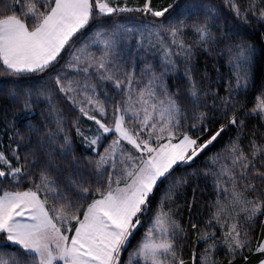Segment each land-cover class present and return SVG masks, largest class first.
Returning a JSON list of instances; mask_svg holds the SVG:
<instances>
[{
  "label": "snow or ice",
  "instance_id": "snow-or-ice-1",
  "mask_svg": "<svg viewBox=\"0 0 264 264\" xmlns=\"http://www.w3.org/2000/svg\"><path fill=\"white\" fill-rule=\"evenodd\" d=\"M223 3L238 25L264 26V0ZM174 7H156L153 0L139 7L127 0H0V81L12 78L11 86L0 84V97L19 105L17 114L25 117V134L14 135L36 138L23 154L19 143L0 149V264H221V253L227 264L238 257L249 264L245 253L264 264V238L253 243L264 216V133L258 141L253 129L247 148L242 143L246 118L264 125V82L252 108L238 99L255 84V49L213 31L225 20L218 6ZM125 13L142 18L135 26L105 20ZM188 31L192 43L185 40ZM133 47L157 50L162 70L145 62L137 76ZM200 49L227 54L226 94L197 81ZM181 65L186 103L165 83ZM30 78L46 82L18 86ZM37 101L45 105L47 123L28 118ZM218 120L226 122L213 130ZM69 125L90 155L75 154ZM229 127L236 136L207 158V167L177 174L191 169ZM200 175L211 178L215 199L207 219H194L193 188L182 224L176 198ZM259 225L264 236V220Z\"/></svg>",
  "mask_w": 264,
  "mask_h": 264
},
{
  "label": "trees",
  "instance_id": "trees-1",
  "mask_svg": "<svg viewBox=\"0 0 264 264\" xmlns=\"http://www.w3.org/2000/svg\"><path fill=\"white\" fill-rule=\"evenodd\" d=\"M121 4L124 3V0H120ZM243 4L246 0H240ZM187 3H194V4H203L207 6H218L225 17V20H221L220 26L217 29L216 27L213 28V31H227L229 36L231 37V43H239L241 41L246 42L247 44L251 45L255 49V57L252 62V75L255 79V84L247 91V94H241L238 99L245 105V110L252 108L255 105L256 97L259 93L260 86L262 82H264V26H261L255 22L251 24H237L231 13L227 10L226 6L223 3V0H153V5L156 7H166L168 4H175L174 12H179L184 9V6ZM127 4L129 7H139L143 4V0H127ZM142 17L138 13H125L120 17L114 18H105L106 22H110V19H117L119 21H132L134 23H138ZM195 39L194 34L191 31H188L185 40L187 43H192ZM224 45L221 44L217 47V51L219 48H222ZM159 52L157 50H152L145 52V59L141 57L138 53L132 54L134 60L136 61V74H139L143 68L144 62H149L156 67V70L159 72L161 71L160 59H159ZM227 54L225 53L223 56L217 55L216 52H206L203 49L197 51V55L195 57V77L198 82L201 83L202 88H213L219 89L221 95L226 94L224 92V88L226 87V79L229 75L230 69L227 64ZM219 69V72L217 71ZM223 76L225 79L220 80L219 77ZM12 78L9 77L7 80L0 81V84L4 86H11L8 81H11ZM166 82L168 83V88L172 93H176L179 89L181 94V102H187V96L184 94L186 88V81L183 78V66L181 65L179 71L175 74H169L165 78ZM46 81H41L39 78H30V79H22L18 86L27 88V87H39L42 83ZM209 103L211 101L209 100ZM60 107L62 109L67 108L68 105L66 103L61 104ZM19 105L13 106L8 99L0 97V149L4 150L5 152L10 151L11 147H16L17 143L20 144L19 151L23 154L27 151L31 146L36 143V138L32 137L31 140L20 141L18 137L14 134L19 130L21 135L25 134V128L23 125V121L25 117L22 113L17 114V109ZM45 108L43 103L37 101V104L34 108V111L28 114V118L33 121V123H47L45 120V115H42V110ZM241 118H245L243 114ZM226 121H220L213 123L210 127L215 130L219 127L220 123H224ZM246 129L244 136L242 137V143L245 148H247L248 140L250 138V134L253 129L257 130L256 139L259 141L262 139L261 134L264 133V125L258 121L257 118L248 117L246 118ZM92 122L86 121L87 125H91ZM53 130H55V125H50ZM69 134L73 136L74 139V147L76 149V155L84 158L90 155V151L87 150L79 137L75 135L74 129H71L69 125ZM237 134V130L233 127H229L223 134L219 141L215 144V146H210L208 150L205 151L204 154L200 158H198L195 163L193 164L191 169H178L177 174L181 172L187 171L191 172L193 169H204L207 167L206 160L208 157L212 156L214 153L222 152L225 145H227L228 140L230 137H235ZM57 164L61 171L67 172L68 168L63 161L57 160ZM28 185L25 184L23 187H27ZM193 188H196L195 196H196V205L193 209V218L198 219L201 222L207 219L210 207L209 205L215 199V192L213 190L211 178L207 180L202 176H193L188 184L184 187L183 191L179 193L177 196V203L181 206L178 209L179 216L177 217L180 219L182 224H186L188 220V209L185 206L187 201H191L193 197ZM264 220V216L258 217L257 227L253 230V243L264 236L261 235V228L259 225V221ZM143 230H141L142 233ZM140 238V233H138L135 238H133L131 245H129V249L134 247ZM195 237L193 236V239ZM205 245L200 243L197 248V253H201L204 249ZM249 255V264H256V261L259 259L257 256H253L250 253H245ZM125 257L123 255L122 259ZM185 259H191V249L185 254ZM218 259L221 261V264H227V257L224 256L222 253L219 255ZM234 264H242V257H238Z\"/></svg>",
  "mask_w": 264,
  "mask_h": 264
},
{
  "label": "rangeland",
  "instance_id": "rangeland-1",
  "mask_svg": "<svg viewBox=\"0 0 264 264\" xmlns=\"http://www.w3.org/2000/svg\"><path fill=\"white\" fill-rule=\"evenodd\" d=\"M118 2L120 3L121 1L120 0H118ZM123 22H125V23H128L129 25H131V26H135L137 23H134V22H132V21H123ZM93 51H96V49L95 48H93ZM130 51L132 52V54H138L137 52H136V50H135V48L133 47V48H131L130 49ZM140 55H141V57L143 58V60L145 59V52H141V53H139ZM97 55H99V52H97ZM159 59H160V54H159ZM145 63V62H144ZM155 69H156V67H155ZM138 70L140 71V69L138 68ZM157 71V70H156ZM158 72V71H157ZM137 76H139V74H137ZM8 79V78H7ZM165 83H166V86L168 87V83L166 82V80H165ZM7 86V85H6ZM169 89V88H168ZM88 134H90V133H88ZM100 151H103V147H101V149H100ZM139 240V239H138ZM135 247V246H134ZM134 247H132V248H130L129 249V251H131ZM124 260H126L127 259V253H125V257L123 258Z\"/></svg>",
  "mask_w": 264,
  "mask_h": 264
}]
</instances>
